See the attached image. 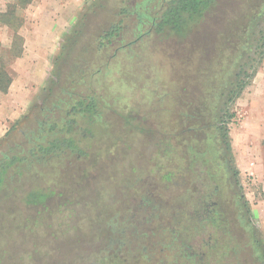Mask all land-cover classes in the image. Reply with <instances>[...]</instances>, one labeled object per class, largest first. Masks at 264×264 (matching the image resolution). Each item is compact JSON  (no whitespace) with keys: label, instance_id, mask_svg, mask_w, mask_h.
I'll use <instances>...</instances> for the list:
<instances>
[{"label":"rangeland","instance_id":"374dc122","mask_svg":"<svg viewBox=\"0 0 264 264\" xmlns=\"http://www.w3.org/2000/svg\"><path fill=\"white\" fill-rule=\"evenodd\" d=\"M134 1L89 0L61 38L43 86L37 91L32 85L37 95L28 107L16 102L19 92H33L28 83L8 95L11 125L0 137V156L55 137L69 145L44 155L31 168H9L0 185V264H93L109 253L106 221H122L131 213L130 221L146 220L152 226L167 220L176 207L191 212L195 173H189L185 154L187 133L181 130L188 119L183 114L189 102L197 104L200 86H207L191 54L203 59L204 45L212 46L214 38L194 46L197 53L187 41L154 32L142 33L143 39L126 51L117 50L115 42L98 46V37L120 18L119 9ZM243 1L219 0L220 9H245ZM24 20L34 23L32 15L19 10L0 14V24L11 27ZM133 21L132 15L125 17L124 29L130 31ZM0 35L7 38L9 33L0 30ZM131 39L127 32L126 42ZM0 42L2 53L8 43ZM21 45L16 35L11 56L0 61L15 56ZM63 46L66 52L60 56ZM66 85L94 91L97 110L83 114L72 102L56 103L60 97L68 100L62 89ZM221 105L226 107L224 101ZM227 106L235 113L226 126L229 158L238 176L227 188L231 194L227 191L219 201L224 217L218 230L232 238L238 251L220 264H258L257 253L264 249V58L250 84ZM4 111L9 114L0 104ZM167 172L172 173L169 181L163 177ZM235 191L243 196L253 233H246L233 214ZM39 193L47 195L45 200L38 196L39 204L29 203ZM144 226L138 225L142 237ZM253 236L261 241L260 248L253 245ZM170 251L163 250L166 255ZM154 256L134 264H160L155 259L161 255Z\"/></svg>","mask_w":264,"mask_h":264},{"label":"trees","instance_id":"16d2710c","mask_svg":"<svg viewBox=\"0 0 264 264\" xmlns=\"http://www.w3.org/2000/svg\"><path fill=\"white\" fill-rule=\"evenodd\" d=\"M31 1L14 0L10 12L17 11ZM243 6L245 9L225 13L220 9L219 0H135L131 6L120 8L116 13L120 18L113 21L104 34L98 37V46L115 42L117 50L124 51L130 49L136 41H141L142 33L150 32L187 41L194 53L197 51L193 47L201 41L212 37L214 42L212 46H208V43L204 45L205 59L191 54L192 61L195 62L193 67L200 65L198 71L202 82H207V86L199 85L197 104L194 106L188 103V112L183 114L187 117L188 124L181 130L187 133L185 154L189 170H192L189 173H195V176L191 175L192 182L195 183V188L191 191V212L185 210L182 213L183 208L176 207L167 220L163 219L152 226L146 220L137 224L130 221L133 219L131 213L122 221H106L104 227L111 234L109 249L106 250L109 253L99 257L93 264L145 263L155 258L156 253L161 255L155 259L160 264L163 261L174 264H220L224 260L228 262V254L238 251V245L230 241L232 238L221 236L218 230V222L224 217L219 201L225 197L227 188L236 182L238 176L229 158L230 144L226 126L235 113L230 111L227 104L250 84L256 65L264 58V0H244ZM129 15H132L134 21L133 28L127 31L123 21ZM127 32L132 36L128 42L125 40ZM3 51L0 53V60L3 56H11L13 52L11 49L7 50V55ZM20 51L21 49L15 54L18 55ZM64 51L66 52L63 46L60 56L64 55ZM11 59L0 61V92L7 91L11 82V77L4 68ZM62 89H65L64 94L68 100L64 101L60 97L56 103L72 102L73 107L83 114H92L97 110L99 102L89 87L85 89L82 85L76 90L75 87L70 89L67 86ZM71 93H74L73 97ZM223 101L225 108L221 107ZM31 144L27 150L12 153L11 149L8 151L10 153L2 152L0 185L9 168H31L44 155L52 151H63L69 142L55 137L46 143L33 141ZM171 175V172H167L163 177L169 181ZM231 191H228L229 195ZM39 194H32L29 203L39 204L38 196L45 200L47 195ZM231 197L235 204L233 214L239 225L248 234L256 231L246 217L249 211L243 202V196L235 191ZM139 224L145 225L144 237L137 233ZM130 226L136 229L132 227L129 232L131 236L128 237L127 229ZM145 236L148 238L144 239ZM195 237L198 239L194 243ZM253 245L259 248L262 246L261 241L254 236ZM165 248L171 249L167 255L163 252ZM257 256L260 260L258 264H264V249Z\"/></svg>","mask_w":264,"mask_h":264},{"label":"crops","instance_id":"0c3cea01","mask_svg":"<svg viewBox=\"0 0 264 264\" xmlns=\"http://www.w3.org/2000/svg\"><path fill=\"white\" fill-rule=\"evenodd\" d=\"M88 1L32 0L18 10L21 13L32 15L34 23L24 20L14 27L0 24V30L9 33L7 38L0 35V41H4L5 44L8 43L7 46L2 48L4 53L8 55L7 50L13 49L16 35L22 40L20 53L12 57L10 63L4 67L11 77V82L7 91L0 92L1 107L5 106L9 111V114L6 111L0 112V137L5 133L6 128L11 125L12 105L8 95L15 92L18 86L20 89L28 83L33 92H19V99L16 100L25 109L28 107L37 95L32 85L35 84L37 91L43 86L58 52L61 38L66 34L69 27L75 23L77 16ZM13 3L14 0L0 1V14H12L10 7ZM32 4L35 5L30 8ZM27 27H32L31 32L29 30L25 31Z\"/></svg>","mask_w":264,"mask_h":264}]
</instances>
